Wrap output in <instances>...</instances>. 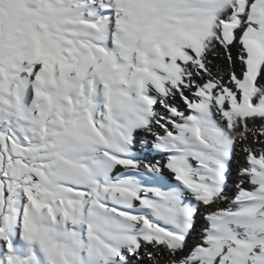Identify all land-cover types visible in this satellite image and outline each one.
<instances>
[{"label": "snow or ice", "instance_id": "1", "mask_svg": "<svg viewBox=\"0 0 264 264\" xmlns=\"http://www.w3.org/2000/svg\"><path fill=\"white\" fill-rule=\"evenodd\" d=\"M0 264H264V0H0Z\"/></svg>", "mask_w": 264, "mask_h": 264}, {"label": "bare ground", "instance_id": "2", "mask_svg": "<svg viewBox=\"0 0 264 264\" xmlns=\"http://www.w3.org/2000/svg\"><path fill=\"white\" fill-rule=\"evenodd\" d=\"M240 163H242V159L240 156H237L236 161L233 164L234 173H235L236 167H238ZM233 179H235V175H234Z\"/></svg>", "mask_w": 264, "mask_h": 264}]
</instances>
